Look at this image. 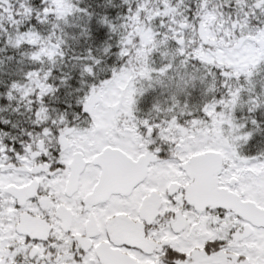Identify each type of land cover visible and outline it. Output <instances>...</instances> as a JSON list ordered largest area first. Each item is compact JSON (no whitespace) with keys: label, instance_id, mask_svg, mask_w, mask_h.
Instances as JSON below:
<instances>
[{"label":"snow or ice","instance_id":"obj_1","mask_svg":"<svg viewBox=\"0 0 264 264\" xmlns=\"http://www.w3.org/2000/svg\"><path fill=\"white\" fill-rule=\"evenodd\" d=\"M0 264H264V0H0Z\"/></svg>","mask_w":264,"mask_h":264}]
</instances>
